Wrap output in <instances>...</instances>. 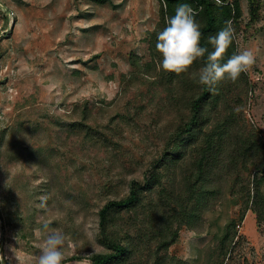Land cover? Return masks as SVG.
Instances as JSON below:
<instances>
[{
	"label": "rangeland",
	"instance_id": "1",
	"mask_svg": "<svg viewBox=\"0 0 264 264\" xmlns=\"http://www.w3.org/2000/svg\"><path fill=\"white\" fill-rule=\"evenodd\" d=\"M240 3L237 52L254 54L245 123L264 139V0L254 2L255 19L251 1ZM160 6L161 0H0V264H38L45 223L65 237L63 264H91V254L106 251L98 239L100 209L143 178L180 122L165 87L133 67V60H153L148 40ZM87 104V123L107 125L105 136H87L76 125ZM216 187L221 201L182 229L170 254L211 263L217 235L241 211L227 182ZM239 234L236 263L264 264V223L252 211Z\"/></svg>",
	"mask_w": 264,
	"mask_h": 264
},
{
	"label": "trees",
	"instance_id": "2",
	"mask_svg": "<svg viewBox=\"0 0 264 264\" xmlns=\"http://www.w3.org/2000/svg\"><path fill=\"white\" fill-rule=\"evenodd\" d=\"M250 1L255 19L258 9L255 0ZM183 3L198 13L201 46L209 52L214 49L208 38L225 21L232 22L235 34L239 31L240 0H222L223 6H217L215 0H161L159 26L149 33L148 40L153 60L144 65L133 60V67L135 75H145L165 87L169 107L177 110L180 122L168 133L163 150L150 161L143 178L131 180L127 194L109 200L100 209L98 239L106 251L91 254V264H199L170 254V248L179 241L184 227H193L215 209L223 197L216 186L224 182L241 211L238 218L228 219L217 235L210 264H238L235 257L244 241L239 225L249 211L259 225L264 223V139L260 130L245 123L249 93L254 90L249 75L242 73L235 83L220 82L214 93L198 82V76H192L205 66L207 54L194 62L187 74L178 76L161 67L157 34L167 26L165 18ZM235 53L234 37L221 64ZM87 111L88 104L76 125L82 126L87 136H105L107 125L87 123Z\"/></svg>",
	"mask_w": 264,
	"mask_h": 264
},
{
	"label": "clouds",
	"instance_id": "3",
	"mask_svg": "<svg viewBox=\"0 0 264 264\" xmlns=\"http://www.w3.org/2000/svg\"><path fill=\"white\" fill-rule=\"evenodd\" d=\"M217 6H223L222 0H215ZM198 13L190 4H180L175 14L166 17V27L157 34L156 49L162 56L161 67L164 71L176 75L187 74L194 62L206 57V64L198 73H192L193 78L198 76V82L207 85L209 90L216 91V85L222 81L237 82L242 73H246L254 62L251 50H242L233 54L226 63L221 60L230 48L235 37L232 22L227 20L224 26L208 42L213 46L209 52L201 46V25L196 19ZM48 233L40 245L38 264H63L65 259V237L58 228L43 225Z\"/></svg>",
	"mask_w": 264,
	"mask_h": 264
}]
</instances>
